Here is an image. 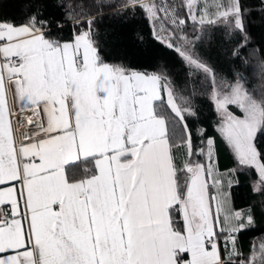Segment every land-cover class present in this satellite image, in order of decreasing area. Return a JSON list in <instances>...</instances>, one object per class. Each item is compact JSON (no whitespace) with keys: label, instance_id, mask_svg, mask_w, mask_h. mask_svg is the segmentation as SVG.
<instances>
[{"label":"snow or ice","instance_id":"obj_1","mask_svg":"<svg viewBox=\"0 0 264 264\" xmlns=\"http://www.w3.org/2000/svg\"><path fill=\"white\" fill-rule=\"evenodd\" d=\"M112 6L25 0L19 22L0 17V264H264V237L248 255L238 241L257 210L264 216V199L231 208L232 180L214 162L195 87L178 91L166 62L138 70L106 61L96 25ZM137 11L186 76L211 79L218 130L238 167L258 173L253 191L264 197V56L251 90L218 80L209 63L213 47L241 58L245 0H123L117 14Z\"/></svg>","mask_w":264,"mask_h":264},{"label":"trees","instance_id":"obj_2","mask_svg":"<svg viewBox=\"0 0 264 264\" xmlns=\"http://www.w3.org/2000/svg\"><path fill=\"white\" fill-rule=\"evenodd\" d=\"M25 0H0V17L6 19L15 18L19 22L23 14ZM70 5L86 4L91 7L96 0H67ZM104 3L113 5L104 7L102 15L97 21L95 37L103 48L104 56L109 63H126L138 70L155 66L159 62H166L172 71L174 87L178 91L195 87V104L199 110L201 127L206 129V138H212L218 147L221 166L234 164V183L229 186L230 205L232 209L247 211L250 207L259 205L264 199L253 191L255 180H258V173L251 168L238 167L236 160H233L225 140L218 130V114L212 100L213 82L202 72H194L186 76V66L181 63L180 58L172 51L162 47L153 38V26L151 19L142 12L137 11L134 18L121 17L117 14L123 0H104ZM251 14L248 16V31L250 41L246 48L241 49V58L234 59L227 52L213 47L209 52V63L213 67L217 79L226 83H234L241 79L248 89H253L257 84L258 62L264 56V3L262 0H245ZM95 12V9H92ZM50 11H55L50 9ZM207 33L213 39L220 36L219 32H213L212 26L206 25ZM191 33L192 25H188ZM70 28H66L62 35L67 36ZM139 38H142V42ZM230 47V46H229ZM259 91V89H257ZM260 95H264L261 92ZM231 108V106H229ZM257 140L264 148V133H257ZM182 147L177 145L176 148ZM174 150V149H173ZM184 152V151H183ZM186 161V157L184 155ZM198 161L203 156L195 157ZM223 161H226L224 164ZM80 169L90 168L91 162H77ZM176 219H180L177 214ZM257 225L254 229L245 230L239 234L238 241L240 250L244 255L249 254L250 246L258 243V238L264 237V216L257 210Z\"/></svg>","mask_w":264,"mask_h":264},{"label":"rangeland","instance_id":"obj_3","mask_svg":"<svg viewBox=\"0 0 264 264\" xmlns=\"http://www.w3.org/2000/svg\"><path fill=\"white\" fill-rule=\"evenodd\" d=\"M229 110L233 113V115H235V116H237V117H239V118H241V119H243L244 118V114H243V112H242V110L241 109H239L238 107H236L235 105H231V108H229ZM218 114V113H217ZM220 125H221V120H220V117H219V115H218V129H219V127H220ZM221 134V133H220ZM222 135V134H221ZM222 137H223V135H222ZM224 138V137H223ZM224 140H225V138H224ZM225 143H226V146L228 147V150L230 151V153H231V156H232V158H233V160H235V158H234V153L232 152V149H231V147L227 144V141L225 140ZM218 147L221 149V147L220 146H218L216 143H215V149H214V162H215V164L217 165V167H218V171H219V173H222L223 175H224V177H225V179L227 180V179H231L232 180V183L230 184V185H232L233 183H234V178H235V175L233 174V172H232V174H231V176H229V170H234L233 169V167H234V164H230V165H224V166H221V164H220V159H219V152H218ZM222 150V149H221ZM221 152H223V150L221 151ZM174 153H175V158H176V162H177V165H178V167H183V165H184V163H185V159H184V157H182V156H177V149L176 148H174ZM178 159V160H177ZM199 162H201V163H205L206 162V157H204L203 156V159L201 160V161H199ZM222 162L224 163V164H226V161H223L222 160ZM257 180H255V182H256ZM255 182H253V183H255ZM222 183H224L223 181H222ZM230 185H228V184H226V183H224V192H225V194L228 196V199H229V203H231V201H230V194H229V186ZM209 191H210V193H214V189H212V188H210L209 189ZM231 206V205H230ZM232 208V207H231ZM234 210V209H233ZM234 211H242V212H244L245 210H242V209H236V210H234Z\"/></svg>","mask_w":264,"mask_h":264},{"label":"crops","instance_id":"obj_4","mask_svg":"<svg viewBox=\"0 0 264 264\" xmlns=\"http://www.w3.org/2000/svg\"><path fill=\"white\" fill-rule=\"evenodd\" d=\"M177 149V156H182L184 157V152H183V149L182 147H178L176 148ZM174 151V150H173ZM178 160V159H177Z\"/></svg>","mask_w":264,"mask_h":264}]
</instances>
